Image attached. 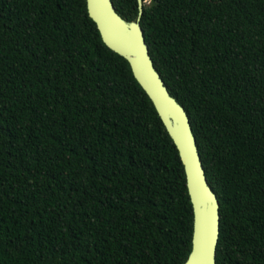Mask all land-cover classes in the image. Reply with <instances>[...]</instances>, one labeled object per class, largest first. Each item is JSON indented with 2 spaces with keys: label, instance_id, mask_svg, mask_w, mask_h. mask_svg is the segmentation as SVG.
I'll return each instance as SVG.
<instances>
[{
  "label": "trees",
  "instance_id": "16d2710c",
  "mask_svg": "<svg viewBox=\"0 0 264 264\" xmlns=\"http://www.w3.org/2000/svg\"><path fill=\"white\" fill-rule=\"evenodd\" d=\"M140 24L218 198L216 264H264V0H144ZM192 217L178 151L86 0H0V264H183Z\"/></svg>",
  "mask_w": 264,
  "mask_h": 264
},
{
  "label": "water",
  "instance_id": "95a60500",
  "mask_svg": "<svg viewBox=\"0 0 264 264\" xmlns=\"http://www.w3.org/2000/svg\"><path fill=\"white\" fill-rule=\"evenodd\" d=\"M143 3L137 0L138 15L129 21L116 11L112 0H86V8L104 44L128 61L178 151L193 216L191 249L183 264H216L218 198L207 181L187 112L169 93L149 55L140 24Z\"/></svg>",
  "mask_w": 264,
  "mask_h": 264
}]
</instances>
